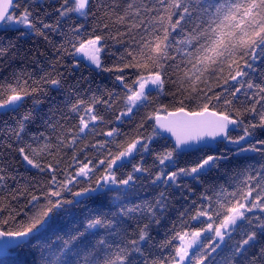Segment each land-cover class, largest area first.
I'll list each match as a JSON object with an SVG mask.
<instances>
[{"label": "snow or ice", "instance_id": "1", "mask_svg": "<svg viewBox=\"0 0 264 264\" xmlns=\"http://www.w3.org/2000/svg\"><path fill=\"white\" fill-rule=\"evenodd\" d=\"M0 32V264H264V0H0Z\"/></svg>", "mask_w": 264, "mask_h": 264}, {"label": "trees", "instance_id": "2", "mask_svg": "<svg viewBox=\"0 0 264 264\" xmlns=\"http://www.w3.org/2000/svg\"><path fill=\"white\" fill-rule=\"evenodd\" d=\"M8 35L9 36H15V35H17V33H14V32H10V33H8ZM4 36V33L3 32H0V37H3ZM24 47L25 48H32V49H34V50H42L43 48H44V43H43V41L40 39V38H38V37H33L31 40H29V41H27L25 44H24ZM106 75V74H105ZM98 79L99 80H103L104 79V77L103 76H101V77H98ZM3 127V125L2 124H0V128H2ZM130 126H128V125H126L125 126V131H128V128H129ZM150 162V161H149Z\"/></svg>", "mask_w": 264, "mask_h": 264}]
</instances>
